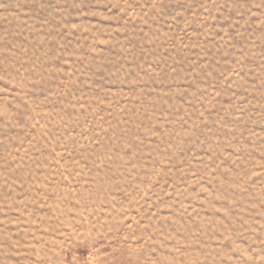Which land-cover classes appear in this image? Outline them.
I'll return each mask as SVG.
<instances>
[{"label":"rangeland","instance_id":"374dc122","mask_svg":"<svg viewBox=\"0 0 264 264\" xmlns=\"http://www.w3.org/2000/svg\"><path fill=\"white\" fill-rule=\"evenodd\" d=\"M0 264H264V0H0Z\"/></svg>","mask_w":264,"mask_h":264}]
</instances>
